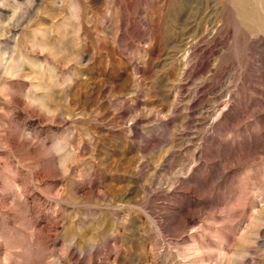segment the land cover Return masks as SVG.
<instances>
[{
  "label": "rangeland",
  "instance_id": "374dc122",
  "mask_svg": "<svg viewBox=\"0 0 264 264\" xmlns=\"http://www.w3.org/2000/svg\"><path fill=\"white\" fill-rule=\"evenodd\" d=\"M246 1L0 0V264H264Z\"/></svg>",
  "mask_w": 264,
  "mask_h": 264
},
{
  "label": "bare ground",
  "instance_id": "6f19581e",
  "mask_svg": "<svg viewBox=\"0 0 264 264\" xmlns=\"http://www.w3.org/2000/svg\"><path fill=\"white\" fill-rule=\"evenodd\" d=\"M245 1H246V0H245ZM236 2H237V1H236ZM246 2H247V1H246ZM247 3H248V2H247ZM241 4H242V3H240V5H241ZM243 5H244V4H243ZM243 5H242V6H243ZM237 6L239 7V3H237ZM247 6H248V5H247ZM242 9H244V8H242Z\"/></svg>",
  "mask_w": 264,
  "mask_h": 264
}]
</instances>
